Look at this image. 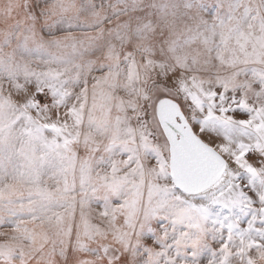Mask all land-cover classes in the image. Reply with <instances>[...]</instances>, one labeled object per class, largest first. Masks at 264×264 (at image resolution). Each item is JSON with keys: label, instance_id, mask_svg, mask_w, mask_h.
I'll list each match as a JSON object with an SVG mask.
<instances>
[{"label": "snow or ice", "instance_id": "snow-or-ice-1", "mask_svg": "<svg viewBox=\"0 0 264 264\" xmlns=\"http://www.w3.org/2000/svg\"><path fill=\"white\" fill-rule=\"evenodd\" d=\"M18 7L17 31L0 33V78L17 92L7 115L0 108V227L13 233L0 264L264 262V0ZM136 53L149 73L128 84L137 105L89 113L81 140L90 82L118 84ZM153 112L165 148L137 136ZM93 204L117 231L75 247L77 207L84 216Z\"/></svg>", "mask_w": 264, "mask_h": 264}, {"label": "rangeland", "instance_id": "rangeland-1", "mask_svg": "<svg viewBox=\"0 0 264 264\" xmlns=\"http://www.w3.org/2000/svg\"><path fill=\"white\" fill-rule=\"evenodd\" d=\"M101 3L104 0H100ZM206 3H214L215 0H205ZM23 3V0H0V33L4 30L15 32L17 28L15 27L16 20L19 19V5ZM185 55L191 54L189 50H185ZM136 64L130 70L129 75L121 74L119 83L117 84L116 78L113 76L110 79H107L104 76H98L97 80L99 83L90 86L88 89V101L87 106L83 114V124L78 129L81 140L89 135L88 128V116L89 113H94L96 115L105 116L109 115V110H111V116L115 117L117 114L121 113V109L124 107L132 108L138 103V96L132 95L128 84L132 79H136V71L139 69L143 79L149 73L146 72L145 61L141 53H136L135 55ZM118 88L124 89L123 92L118 91ZM16 89L11 82H8L6 78H0V108L3 109L5 114H8L9 107H14L17 105L16 101ZM140 99L139 103L143 104L145 101L142 99V93H139ZM155 97L152 100L147 101L149 105L156 103ZM69 128L73 131L77 129L72 128L73 121L70 118H65ZM130 120H136L135 114L130 115ZM149 133L148 143L153 147L165 148L163 136L157 120L155 117V112H153L152 118L145 121V124L140 127L137 131V136H140L142 133ZM102 137L97 136L96 140L99 142ZM218 150V149H217ZM223 155V153H221ZM98 155H100L98 153ZM105 161L109 160L110 157L108 154H104ZM111 159L119 160L123 159L122 157L112 156ZM119 171L117 176L123 177L128 169L123 165H118ZM98 171L111 173V168L107 167L105 164H101L98 168ZM73 228V237L77 243L75 247H79V241L83 240L85 235L89 237L88 244L91 248H99L100 245H107L112 242L113 234L116 233L117 229L115 224L108 218L100 214V210L96 209L95 204L91 206L90 209L86 210L84 216L80 215L79 207H77L76 218L72 222ZM107 235L108 239H104V236ZM13 233L11 232L10 226L0 227V246H7L12 243ZM27 244V241H25ZM253 256L256 257V254L253 253ZM255 264H264L258 257L255 258Z\"/></svg>", "mask_w": 264, "mask_h": 264}, {"label": "water", "instance_id": "water-1", "mask_svg": "<svg viewBox=\"0 0 264 264\" xmlns=\"http://www.w3.org/2000/svg\"><path fill=\"white\" fill-rule=\"evenodd\" d=\"M156 104H158V102H156ZM156 114H157V118H158V120H159V123H160V125H161V128H162V130H163V132H164V134H165V137H166L167 134H166V132H165V130H164V126H163V124L161 123L159 113L156 112ZM165 118H168V114H167V113H165ZM216 151H217V150H216ZM217 155L220 156V157H223V155H222L219 151H217Z\"/></svg>", "mask_w": 264, "mask_h": 264}, {"label": "bare ground", "instance_id": "bare-ground-1", "mask_svg": "<svg viewBox=\"0 0 264 264\" xmlns=\"http://www.w3.org/2000/svg\"><path fill=\"white\" fill-rule=\"evenodd\" d=\"M155 117H156V120H157V124L159 125V127H160V129H161V132H162L163 136L165 137V134H164V132H163V130H162V128H161V125H160V123H159V120H158V118H157V114H156V112H155ZM165 139H166V137H165ZM217 151H219V150H217ZM220 153H221V152H220Z\"/></svg>", "mask_w": 264, "mask_h": 264}]
</instances>
